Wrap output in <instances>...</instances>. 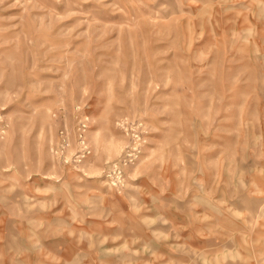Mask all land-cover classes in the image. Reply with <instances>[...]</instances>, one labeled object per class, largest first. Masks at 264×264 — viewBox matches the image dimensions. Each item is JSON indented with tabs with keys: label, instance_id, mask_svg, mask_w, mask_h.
Listing matches in <instances>:
<instances>
[{
	"label": "rangeland",
	"instance_id": "obj_1",
	"mask_svg": "<svg viewBox=\"0 0 264 264\" xmlns=\"http://www.w3.org/2000/svg\"><path fill=\"white\" fill-rule=\"evenodd\" d=\"M0 264H264V0H0Z\"/></svg>",
	"mask_w": 264,
	"mask_h": 264
}]
</instances>
